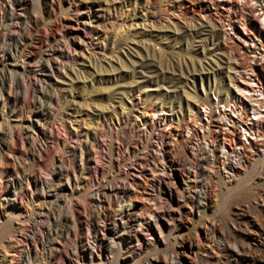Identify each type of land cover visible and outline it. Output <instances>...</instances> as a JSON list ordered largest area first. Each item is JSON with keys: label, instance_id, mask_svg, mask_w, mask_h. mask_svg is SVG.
I'll list each match as a JSON object with an SVG mask.
<instances>
[{"label": "rangeland", "instance_id": "obj_1", "mask_svg": "<svg viewBox=\"0 0 264 264\" xmlns=\"http://www.w3.org/2000/svg\"><path fill=\"white\" fill-rule=\"evenodd\" d=\"M211 22L189 0H0V264H264V150L226 184L173 138L194 104L232 97ZM121 210L151 233L103 235Z\"/></svg>", "mask_w": 264, "mask_h": 264}, {"label": "bare ground", "instance_id": "obj_2", "mask_svg": "<svg viewBox=\"0 0 264 264\" xmlns=\"http://www.w3.org/2000/svg\"><path fill=\"white\" fill-rule=\"evenodd\" d=\"M233 6L245 7V11H242L241 13H239L238 18H232L233 14L228 13V12H230V1H223V3H221V5L218 6V16H219V19L224 18L226 21H228V26H221V21H212L209 18L210 6L207 3V1L206 0H197V10L199 11V13H202V15L197 14L198 18L201 20H207V19L211 20L212 21L211 24L214 27H218L221 31L222 39H223V45L224 46H230V51H224V53L230 62V80H232V82H233V86L231 87V93H230L232 95V97L229 98L228 89L224 88V91H222V93L225 94V98H223V100H220V101L218 100L217 104H213V105L217 109H222V113H231L232 111H235V113H239V117L241 119H250V117L260 116V120H253L251 125H249V134L264 133V102H261L260 97L258 96V91H257V87H259L260 91L264 92V69L263 68H255L254 56L250 53L249 48L247 46L248 39L250 38V39H256L258 41L259 47H264V23L261 22V21L264 22V8H263L264 7V0H233ZM257 20H259L258 21L259 26H256V24H254V21L257 22ZM18 23H20V21ZM203 24H205V23H203ZM261 25H263V26H261ZM229 27H231L233 29V35H239V38H238L239 41L238 40H231L229 38L230 37ZM11 58L13 59V57H11ZM239 59L240 60L242 59L241 62L239 61ZM236 60H238V62H239V67H236ZM263 65H264V57H263ZM43 68H44L43 71H51L52 72V67L48 63H46L43 66ZM2 74H3V72H2ZM12 79H14V77ZM23 82H25V81H23ZM16 84L18 86V85H20V82L17 80ZM27 87L28 86H26V89H27ZM26 89H25V91H26ZM235 94H238V95H235ZM49 96L50 95H48V97ZM2 100H5L4 104L9 102L7 98H5V99L2 98ZM211 103H212V96H211ZM245 104L248 106V108L245 107ZM198 108H199V102L194 104L191 107V109L187 112L188 113L187 119L186 120L184 119L185 121H187V124H185V127L183 128V126H182L180 128L181 131H180V129L178 130V131H180L179 134H181V135L183 132H190V136L191 137L193 136L196 139V141L198 140V134L201 131V123L198 121V116H197ZM162 114L163 113H161V115ZM39 115H40L39 112H36L35 117H37ZM30 126H32V125H30ZM206 136H207V138H209V140L212 141L213 145H218L219 154H228L229 153L231 145L233 143V135H222L220 130H217V122H210V128H206ZM176 139H177V131H176ZM211 164L216 166L215 163H211ZM155 176H153V177H155ZM66 178L67 179L70 178L69 173H66ZM59 189H61V188H58V187L49 188L47 190L48 194L47 195L45 194L44 197L46 198V197L50 196V197H53L57 201ZM119 189H120V187H119ZM129 192H130L129 189L124 188L122 190L119 198H123L124 195L128 194ZM42 193H44V192H42ZM115 196H117V195H115ZM59 200H60V198H59ZM259 200L255 199V201H254V203L257 206H259ZM263 202H262V204H263ZM4 203H5V206H7V205L9 206L10 201L5 200ZM78 205L79 204L72 203V205L70 206V208L72 207L71 209L73 212L71 213L72 216H69V217H70V219L74 220L75 222H77V220L79 218V214H78L79 206ZM128 206H129V204H128ZM69 212H70V210H69ZM63 213H62V215H63ZM53 214H55V213H53ZM48 215L49 214H47V216ZM117 215H118V217L116 219L112 220V225L110 227H108L106 230H104L103 235H105L106 237H109L112 239L115 236L117 230H119V229H124L128 232L129 231L133 232L134 233L133 237H136V238H138V236L141 234L139 230H144V231L149 232V233H151V231H152L151 224L149 221H144L142 223L139 222L138 219L133 217L132 212H125V210H121V212H119ZM49 217H50V215H49ZM242 217H243V214H241V212L235 213V220H236V223L238 225L242 224V221H243ZM57 219L59 220V218H57ZM68 219L69 218H66V220H68ZM54 220H55V216H54ZM135 222H137V223L139 222V226L144 225L143 229L137 228L136 230H134L133 226H134ZM244 223H246V222H244ZM91 239H92V237H91ZM92 241H93V239H92ZM129 242L131 243V241H129ZM68 243H69V241H68ZM99 245H101L99 252H103V253H105V252L110 253L111 251H113V249L115 247V244L110 243V242H106V243L99 242ZM81 248H82L81 256L86 254V253H88L92 256V249L94 248V246H92L91 244L88 243V244H84ZM200 250H201L202 256L206 259H208V258L211 259V257L214 255V252L204 243L200 244ZM69 253L68 254L70 256L64 260V264H75L74 262H76V259H78V257H77L78 251L77 250H70ZM79 258H80V256H79ZM27 260H28V251H25V253L21 255V259L19 260L18 264H26ZM174 263L175 262H173V264Z\"/></svg>", "mask_w": 264, "mask_h": 264}, {"label": "built area", "instance_id": "obj_3", "mask_svg": "<svg viewBox=\"0 0 264 264\" xmlns=\"http://www.w3.org/2000/svg\"><path fill=\"white\" fill-rule=\"evenodd\" d=\"M196 15H202L197 10V0H189ZM210 6L209 18L212 21H221V26H228V21L224 18L219 19L218 6L223 1H230V12L232 18H238L239 13L245 11V7L233 6V0H206ZM264 8V7H263ZM251 19V18H250ZM230 39L238 40L239 35H233V29L229 27ZM239 41V40H238ZM222 52L230 51V46H224ZM247 46L250 53L254 56L255 68H263L264 47H259L256 39H248ZM236 67H239V62L236 60ZM258 96L261 102H264V92L257 87ZM238 95V94H235ZM245 107L248 106L245 104ZM198 121L201 123V131L198 134L197 151L210 163L216 164V169L220 178L224 183L232 182L237 175L242 173L247 165L262 155L264 150V133L249 134V125L253 120H260L258 117H250V119H241L239 113L232 111L231 113H222V109H217L211 103V96H207L204 101L199 102ZM210 122H217V130H220L222 135H233V143L228 154H219L218 145H213L212 141L206 136V128H210ZM185 123L184 116L177 120L175 132L173 135L176 139V131H178ZM186 142V141H183ZM259 200V199H258Z\"/></svg>", "mask_w": 264, "mask_h": 264}]
</instances>
